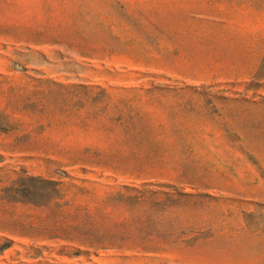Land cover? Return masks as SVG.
<instances>
[{
	"label": "rangeland",
	"instance_id": "obj_1",
	"mask_svg": "<svg viewBox=\"0 0 264 264\" xmlns=\"http://www.w3.org/2000/svg\"><path fill=\"white\" fill-rule=\"evenodd\" d=\"M0 264H264V0H0Z\"/></svg>",
	"mask_w": 264,
	"mask_h": 264
}]
</instances>
